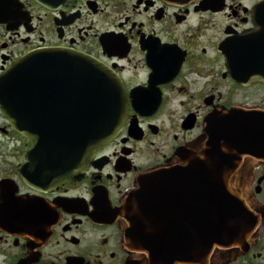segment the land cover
Segmentation results:
<instances>
[{"label": "flooded vegetation", "instance_id": "flooded-vegetation-1", "mask_svg": "<svg viewBox=\"0 0 264 264\" xmlns=\"http://www.w3.org/2000/svg\"><path fill=\"white\" fill-rule=\"evenodd\" d=\"M21 1L24 22L0 23V72L30 50L86 53L122 86L127 115L82 175L53 181L34 167L31 140L0 108V264H156L127 245L122 205L143 174H184L173 185L164 179L170 190L147 214L166 223L152 228L155 239L197 238V185L185 174L193 167L178 166L184 151L201 143L208 151L215 135L242 137L237 149L223 146L214 166L239 169L253 226L241 244L170 264H264V81L245 72L253 65L241 42L255 28L264 69V0ZM39 103L42 119L63 118L51 99ZM231 113L235 121L212 119Z\"/></svg>", "mask_w": 264, "mask_h": 264}, {"label": "water", "instance_id": "water-1", "mask_svg": "<svg viewBox=\"0 0 264 264\" xmlns=\"http://www.w3.org/2000/svg\"><path fill=\"white\" fill-rule=\"evenodd\" d=\"M36 1L48 6L68 0ZM25 14L21 0H0V23L12 27L24 22ZM241 39L243 49L247 47L244 56L253 65L245 72L254 80L264 81V69L253 43L255 28ZM121 87L107 67L86 53L63 47L40 48L19 56L0 72V108L11 125L31 140L29 151L34 157V167L53 181H68L83 174L93 154L122 126L127 100ZM43 99L62 106L63 118L42 119L39 101ZM231 114L212 119L235 121L236 113ZM241 138L240 135L211 136L208 151L201 143L196 151L181 154L182 164L178 167H193L185 174L197 185L201 215V232L197 238L193 234L153 237L152 228L156 225L164 228L166 223L148 218V210L159 208L148 204L158 203L161 194L170 190L165 178L172 179L173 185L176 178L184 176L158 170L143 174L139 187L132 190L122 205L131 223L125 229L127 245L149 251L148 262L170 264L203 260L214 246L229 247L245 241L253 226L246 202L250 194L248 184L239 180V169L214 166L222 163L216 157L223 146L237 149L242 144ZM209 164L211 168L207 167Z\"/></svg>", "mask_w": 264, "mask_h": 264}]
</instances>
